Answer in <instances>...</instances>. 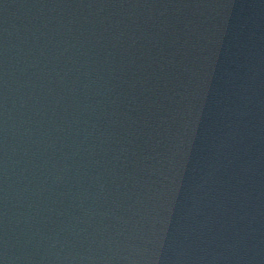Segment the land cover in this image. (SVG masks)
<instances>
[{
	"label": "water",
	"instance_id": "water-1",
	"mask_svg": "<svg viewBox=\"0 0 264 264\" xmlns=\"http://www.w3.org/2000/svg\"><path fill=\"white\" fill-rule=\"evenodd\" d=\"M0 264H264V0H0Z\"/></svg>",
	"mask_w": 264,
	"mask_h": 264
}]
</instances>
